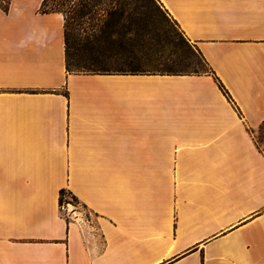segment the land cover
I'll list each match as a JSON object with an SVG mask.
<instances>
[{
  "label": "crops",
  "instance_id": "obj_1",
  "mask_svg": "<svg viewBox=\"0 0 264 264\" xmlns=\"http://www.w3.org/2000/svg\"><path fill=\"white\" fill-rule=\"evenodd\" d=\"M41 2L0 3V264H264V0H158L212 74L68 72Z\"/></svg>",
  "mask_w": 264,
  "mask_h": 264
},
{
  "label": "trees",
  "instance_id": "obj_2",
  "mask_svg": "<svg viewBox=\"0 0 264 264\" xmlns=\"http://www.w3.org/2000/svg\"><path fill=\"white\" fill-rule=\"evenodd\" d=\"M113 4L112 8L107 11V14H118L119 19L116 22H108L101 24L97 29L93 31L88 30L85 25V20H81L83 17H88L93 13V6L96 4V0H88L75 3L73 0H42L39 11L42 13L47 12H60L64 17V48H65V67L68 72H81V73H171V74H184V73H214L208 65L207 61L198 50L196 46H191L187 43L190 41L180 29L183 36L182 41L187 45L189 50L195 56V60L189 57L178 58L169 70L162 72H149L141 71L136 68H131L128 71H122V68L115 69L117 71H110L108 66L103 62L102 57L105 56L106 46H101L97 42L112 44L114 43L113 38H119V46L122 50V42L125 40H132L129 43L134 49L136 47V39H132V34L137 35L138 30L143 27L147 29L148 24L146 21L139 22L136 17L126 16L122 22V0H110ZM154 8H163L158 0H148ZM118 8V9H117ZM166 12V10L163 8ZM167 13V12H166ZM168 14V13H167ZM73 20L78 25L73 32ZM81 20V21H80ZM173 20V19H172ZM177 25V23L173 20ZM84 24V26H81ZM178 26V25H177ZM94 40L95 43L92 42ZM132 49L130 51H132ZM215 80L219 87L222 89L224 94L227 96L228 91L215 75ZM68 193L74 201H77L76 197L65 189H60V202L65 198V194Z\"/></svg>",
  "mask_w": 264,
  "mask_h": 264
},
{
  "label": "rangeland",
  "instance_id": "obj_3",
  "mask_svg": "<svg viewBox=\"0 0 264 264\" xmlns=\"http://www.w3.org/2000/svg\"><path fill=\"white\" fill-rule=\"evenodd\" d=\"M73 1L78 3L82 0ZM7 2L8 0H0L4 6ZM113 7L114 4L110 0H96V4L92 7V15L83 17L81 20L86 21L85 25L90 31L97 29L101 24L116 22L119 19L118 14H107V11L111 8L113 10ZM126 16L140 18L138 21L141 23L146 21L148 27L147 29L141 27L137 35H131L132 39H136L134 43L137 45L134 49L129 44L132 40H125L122 42L121 50L118 37L113 38L112 44L97 42L101 46L107 45L102 60L110 71H117L115 69L119 68H122V71H128L136 68L141 71L162 72L169 70V67L182 56L196 59L182 41L183 34L180 29L163 8H154L148 0H122V22ZM77 26L76 21L73 20V32H76ZM92 42L95 43L94 40ZM187 43L196 46L192 41L187 40ZM252 134L257 145L264 149V122L252 130ZM65 198L74 201L68 193L65 194Z\"/></svg>",
  "mask_w": 264,
  "mask_h": 264
},
{
  "label": "built area",
  "instance_id": "obj_4",
  "mask_svg": "<svg viewBox=\"0 0 264 264\" xmlns=\"http://www.w3.org/2000/svg\"><path fill=\"white\" fill-rule=\"evenodd\" d=\"M66 199H68L69 201H72V200H70L69 198H66ZM73 202V201H72Z\"/></svg>",
  "mask_w": 264,
  "mask_h": 264
}]
</instances>
